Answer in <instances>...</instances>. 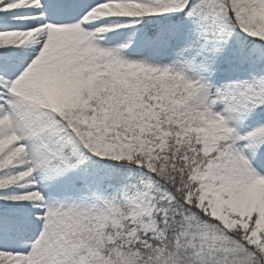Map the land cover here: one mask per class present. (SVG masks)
I'll list each match as a JSON object with an SVG mask.
<instances>
[{
  "label": "snow or ice",
  "instance_id": "6c2138e0",
  "mask_svg": "<svg viewBox=\"0 0 264 264\" xmlns=\"http://www.w3.org/2000/svg\"><path fill=\"white\" fill-rule=\"evenodd\" d=\"M0 264H264V0H0Z\"/></svg>",
  "mask_w": 264,
  "mask_h": 264
}]
</instances>
